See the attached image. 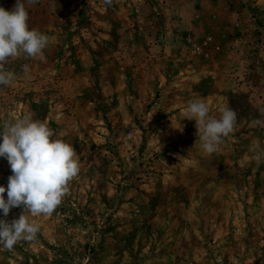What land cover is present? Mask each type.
Wrapping results in <instances>:
<instances>
[{
    "label": "rangeland",
    "instance_id": "rangeland-1",
    "mask_svg": "<svg viewBox=\"0 0 264 264\" xmlns=\"http://www.w3.org/2000/svg\"><path fill=\"white\" fill-rule=\"evenodd\" d=\"M26 7L50 43L43 61L6 64L15 79L0 86V130L32 113L80 170L52 215L32 218L33 241L0 247V264H264V162L253 159L264 127L252 124L264 107V0ZM196 99L217 118L237 112L212 155L183 116ZM11 174L0 158V186Z\"/></svg>",
    "mask_w": 264,
    "mask_h": 264
},
{
    "label": "clouds",
    "instance_id": "clouds-1",
    "mask_svg": "<svg viewBox=\"0 0 264 264\" xmlns=\"http://www.w3.org/2000/svg\"><path fill=\"white\" fill-rule=\"evenodd\" d=\"M39 2L16 0L11 10L0 7V86H11L14 82L15 73L5 67L11 60L45 59L49 37L29 27L26 7ZM22 70L27 74L30 66L25 63ZM218 112V118L210 115L209 106L201 99L190 101L184 109V119L195 121L199 149L205 155L216 153L237 124V112L232 108L223 106ZM258 112L261 118L254 119L252 124L264 127V107L258 108ZM0 158L7 160L12 173L7 187L0 186L3 217L0 218V247L12 250L18 242L36 238L40 226L32 218L52 215L68 192L69 182L78 175L80 166L73 146L55 138L54 131L45 122L34 119L32 113L3 124ZM253 159L257 164L264 162V150L256 151ZM13 208L22 211L18 218L9 221L7 217Z\"/></svg>",
    "mask_w": 264,
    "mask_h": 264
}]
</instances>
